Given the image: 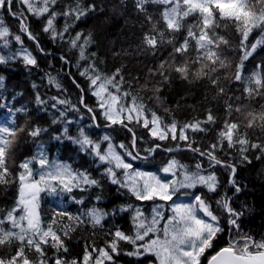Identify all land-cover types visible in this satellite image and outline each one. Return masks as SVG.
<instances>
[{"label":"trees","instance_id":"trees-1","mask_svg":"<svg viewBox=\"0 0 264 264\" xmlns=\"http://www.w3.org/2000/svg\"><path fill=\"white\" fill-rule=\"evenodd\" d=\"M77 4L81 7L91 5L94 9L78 20L75 16L58 15L55 22L57 31H63L67 24L68 32L63 39L58 37L55 40L52 39L51 33L43 31L49 14L37 17L29 13L20 0H14L11 12L8 6L0 7V21L3 22V26L9 28V35L6 38H0V52L13 54L12 58H6V62L0 64V76L4 78L0 83V119L10 114L8 127L24 128V131L18 132L14 138L8 153L7 166L10 175L7 177V183L0 184V217H3L18 199L17 177L22 171L19 168L20 163L26 159L36 158L38 150L42 148L50 159L57 157L66 161L74 172H86L100 182L98 186L81 185L79 188H73L71 192L63 191L59 185H55V192L40 194L41 225L47 228L55 217L57 223L53 225V230L57 232L64 247L67 248L66 252L63 249L58 252L51 247V242L45 245L50 262H54L57 256L63 257L69 264L72 260L81 262L86 250L91 251L93 247H106L108 242L115 238L114 233L117 229L133 235L132 217L135 216L137 209L141 210L149 220L151 219L153 204L160 200L139 201L127 187L111 183L110 179L104 175V170L109 165L102 164L90 151H82L78 144L62 135L65 127L69 130L68 135L72 137L78 136L80 129L83 128L94 141H102V134H106L111 137L115 145L124 144L137 158L133 159L123 150L117 149L132 166L154 170L164 178H167L168 174H165L162 169L172 159L179 161L193 172L196 171L195 165L202 163L205 173L209 171L215 173L219 182L216 192H209L203 186L185 188L184 191H177L171 200L173 201L181 192L196 193L209 202L213 212L220 218V226L224 231L213 242L214 247L201 257L202 264H206L207 258L215 251L226 246L229 239H239L249 235L256 241L264 240V152L249 147L245 153L248 159L245 160L242 159L238 145L229 149L225 143L224 150L217 155L224 163L235 166L236 171L233 176L230 168L216 166L210 169L206 158L186 150L185 142L171 139L164 142L154 140L149 135L148 129L139 124L132 123L127 128L121 125L106 127L108 122L97 108L96 98L89 90V81L80 75L90 63H95L100 72L109 76L116 69H120L124 77L123 89L141 98L149 110V118L154 111L165 123H171L174 120L178 126H183L185 123L197 120L204 121L211 112L216 117V123L204 124L206 132L190 130L188 132L190 140H194L196 146L202 149L216 142L217 133L228 118L227 104L230 102L234 107L242 105L244 114L233 111L231 120L240 124V134L247 136L251 143L264 145V126L257 122L256 126L248 128L245 120L247 111H264L262 108L264 95L249 98L243 91L251 74L254 71H262L256 66L264 64V46L259 47L255 54L245 61L244 79L240 82L235 81L236 64L239 63L242 55L239 45L240 35L236 32L234 24L220 21V27L216 31L229 40L228 46L221 45L222 58L226 59L228 66L219 68L208 78H197L190 74L187 80L181 79L179 74L172 71L168 73L170 78L165 82L161 76L151 75L149 70L155 69L161 61L171 59L169 54L173 52V45L161 43L153 52L144 43V36L145 34L158 35V32L163 31L165 40L174 35L175 43L179 44L186 35L187 26L195 24L197 16L187 18L184 22L185 27L180 33H169L161 18L164 6L154 3H146L144 11H141L136 6L137 0H56L51 10L62 14ZM12 12L17 13V17H14ZM21 12L24 13L29 31L37 37L39 47L35 41L21 32L18 19ZM149 16L152 17L151 22L147 19ZM153 23L156 24L157 33L152 31ZM76 33L90 37V43L85 49L87 59H80V49L73 48L69 43ZM16 35L21 36L23 45L16 42ZM258 39H264V36L256 30L249 37L248 47L250 48L251 43ZM80 43H83V39ZM22 47L27 48L34 56L37 61L35 66L26 65L23 59L16 55V51ZM190 55L194 57V41ZM176 60L179 62L182 57L177 56ZM49 77L55 78L62 89L50 84ZM212 79L218 81L217 85L211 83ZM252 87L255 85L253 84ZM157 88H159L158 92ZM219 88L224 89L223 94L219 92ZM37 96L46 103L38 104ZM82 96L84 104L96 110L95 123L92 121L91 114L80 102ZM52 97H58L70 103L57 105L54 109ZM236 97L241 99L237 100ZM71 105H75L78 110L73 111ZM61 111L66 112V117H60ZM53 120L58 122L53 123ZM65 121H71V123L66 124ZM34 127L44 128L47 131L42 132L38 137H31L28 131ZM129 128L132 132L128 130ZM133 132L136 136L135 150L132 148ZM57 136L61 138L56 139ZM155 144H160L161 147L150 154L147 149ZM177 144L180 148H184L172 152L164 150L169 147L177 148ZM106 146L107 143L102 144L103 148ZM33 166L37 167L35 161ZM34 172L36 173V170ZM117 172L118 179L123 181V170L118 169ZM230 177L234 178L239 185L240 192H236L235 187L229 184ZM223 197H228L231 207L236 212L242 213L238 219V230L231 228L228 224V214L222 206L217 204V201ZM171 201L161 202L169 206ZM91 208L107 213L100 225H93L88 220L86 213ZM61 212L67 215H58ZM69 216H79L84 222L70 220ZM230 228L231 231H229ZM65 231L68 232L67 235H64ZM118 246L119 254L111 253L113 259L106 261V264H150V262L154 264L155 262V257L151 255L140 258L126 255L133 250V246L125 241H119ZM16 247L17 245L0 247V258L8 259L14 254ZM28 256L33 261L38 259V254L34 250L29 252Z\"/></svg>","mask_w":264,"mask_h":264},{"label":"snow or ice","instance_id":"snow-or-ice-1","mask_svg":"<svg viewBox=\"0 0 264 264\" xmlns=\"http://www.w3.org/2000/svg\"><path fill=\"white\" fill-rule=\"evenodd\" d=\"M21 4L26 6L29 13L37 17L48 15V19L43 28L46 33H51L53 40L56 38L63 39L68 32V25L65 24L63 31H57L56 18L58 15L75 16L80 19L87 15L88 11L93 10L94 6L81 7L77 4L74 8L66 10L64 13H57L51 8L56 4V0H20ZM14 0H0V7L8 6L11 12V5ZM146 3H154L163 5L161 18L169 33H180L185 27V20L191 16H197L195 24L187 26V32L184 39L179 44L175 43V36H171L167 40L164 38V32L157 34H145L144 43L155 52L158 45L167 43L173 45V52L170 53V60L161 61L155 69H150V74L159 75L166 82L169 80V72L174 71L179 74L181 79L187 80L191 75L197 78H208L210 74L215 73L219 68L227 67L228 62L222 58L221 45L228 46L229 40L223 35H219L216 29L220 27V21H228L234 24L236 32L240 35L239 45L242 53L240 61L236 64L234 79L240 82L244 79L243 68L245 61L251 58L259 47L264 46V39H258L251 43L248 47L249 37L254 31L259 30L261 36H264V0H137V8L144 11ZM14 17L17 13L12 12ZM219 19H218V18ZM21 25V32L26 34L30 40L37 43V37L29 31L24 13L18 16ZM151 22L152 17H147ZM227 26V25H225ZM153 33H157L156 24L153 23ZM9 35V28L3 26L0 21V38H6ZM159 37V38H158ZM83 39V43L80 41ZM16 42L23 45L20 35L15 36ZM194 41V57L190 55L192 52V42ZM73 48L80 49V59H87L85 49L90 43V37H84L82 33H76V36L69 41ZM7 44V40H5ZM93 55H95L93 53ZM182 57L181 61H177L176 57ZM20 57L26 65L37 64L34 56L26 48L20 50ZM64 59V57H61ZM6 58L0 56V64L5 63ZM198 66V67H197ZM258 69L264 71V64H258ZM262 71H254L248 79L243 89L247 97L264 95V74ZM89 81V90L96 98L97 108L100 114L108 122L106 127L113 125H121L128 127L129 124L136 123L148 129L149 135L154 140L161 142L171 139L172 141L185 142L186 150L198 153L202 158H206L209 162V168L221 166L230 168L234 176L236 168L234 165L226 164L217 155L224 150L225 143L229 149L239 146L242 159L247 160L245 153L251 149H259L264 152V145L259 143H251L247 136L241 135L239 132L240 124L231 120L232 112L244 114V106L228 103L226 112L228 118L225 120L222 128L217 133V140L209 144L205 149L196 146L194 140H190L188 132H206L204 124H215L216 117L211 112L208 113L207 119L204 121L197 120L192 123H185L178 126L173 120L171 123H165L156 112H151L149 119L145 104L141 98L132 95L130 91L123 89L124 77L121 70L116 69L112 75H105L100 72L95 63H90L83 72L80 73ZM4 78L0 76V83ZM49 83L54 84L58 89L62 86L53 77H49ZM211 83L217 85L218 81L212 79ZM255 87H252V85ZM146 86V85H145ZM79 87V84H77ZM159 91V88L156 89ZM221 94L224 93L223 88H219ZM240 100L241 97H236ZM38 104L46 103L39 96L36 97ZM54 103L52 107L55 109L57 105H69V101L52 97ZM81 104L91 114L93 123L97 120L96 110L89 107L83 102ZM73 111L78 110L75 105H71ZM264 108V106H262ZM19 111V110H17ZM60 117H66V112L61 111ZM247 127L252 128L260 122L264 126V111H247L245 115ZM53 120V123H57ZM66 124L71 121H65ZM132 132V129H128ZM24 131L19 129L0 126V184L7 183V177L10 175L7 166V157L12 146L14 138L18 132ZM47 129L34 127L28 131L31 137H38ZM68 128L65 127L62 135L71 139L73 143L80 146L82 151H90L102 164L109 165L104 170L111 183L120 184L121 187H127L131 194L139 201H171L173 195L178 188H195L203 186L209 192H216L218 187V179L213 171L204 174L202 163L195 165L196 171H190L179 161L172 159L162 169L165 174H171V180L161 179L152 173L133 172L129 174L128 170L132 165L125 162L121 149L133 159L131 151H128L124 144L114 145L111 137L104 135L102 141H94L87 135L83 128L80 129L79 135L72 137L68 135ZM60 139V136L55 137ZM107 143V147L103 148L102 144ZM160 144H155L147 151L151 154L160 148ZM177 149L180 145L177 144ZM132 148H136V136L133 132ZM172 152L171 147L164 149ZM138 155V153H137ZM38 163L41 171L38 174L34 172L32 164ZM19 168L22 171L18 174L19 180V196L16 205L8 210L3 217H0V247H12L17 245L14 254L8 259L0 258V264H69V262L61 256H57L54 262H50L44 246L51 242V247L58 252L64 247L63 241L53 225L57 223L53 217L52 223L47 229L41 226V217L39 214V196L44 191H56L55 185H59L63 191L71 192L73 188L84 186H98L99 181L92 178L86 172H74L68 165L57 164L49 166L48 160L41 152L38 158L33 160H25L20 163ZM46 168L50 170L44 171ZM123 170L125 179H118L117 170ZM129 181L131 183H129ZM229 184L234 186L236 192H240V187L230 177ZM83 190V189H81ZM99 199V197H97ZM218 206H222L228 214V224L231 228L239 229L238 219L242 213L236 212L230 204L228 197H223L217 201ZM162 206L156 205L153 208V215L149 220L144 213L137 209L135 216L132 217L134 234L128 235L119 229L114 233V239L108 242L106 247L95 248L91 251L86 250L83 256L82 264H105L106 261L113 259L111 253L119 254V241H125L133 246V250L126 253L129 256L137 258L151 255L155 257L154 264H202L201 257L214 247V241L218 235L224 231L220 226V218L213 212L211 205L201 195H196L194 203L189 204H173L171 211L173 215L164 220L163 213L160 211ZM126 210V209H124ZM19 213V215H17ZM202 214V215H200ZM58 215H67L66 213H58ZM107 215L106 212L97 208H91L87 211L86 216L93 225H100L101 221ZM79 223L84 221L81 217H68ZM163 221V223H162ZM8 224L10 227L5 228ZM231 228L229 231H231ZM68 232L65 231L64 235ZM35 251L38 254L36 261L30 260L28 253ZM92 253L96 255L93 256ZM71 264H81L80 261L72 260ZM153 264V262H150ZM207 264H264V240L256 241L249 235H244L239 239H229L226 246L221 247L207 258Z\"/></svg>","mask_w":264,"mask_h":264},{"label":"rangeland","instance_id":"rangeland-1","mask_svg":"<svg viewBox=\"0 0 264 264\" xmlns=\"http://www.w3.org/2000/svg\"><path fill=\"white\" fill-rule=\"evenodd\" d=\"M22 48H25V47H22ZM22 48H20L18 51H16V55L17 56H19L20 57V50L22 49ZM27 49V48H26ZM28 50V49H27ZM29 51V50H28ZM30 52V51H29ZM12 55L13 54H11V53H8V54H5L4 52H0V56H4L5 58H12ZM10 114H7L6 115V118H4V119H0V126H9V123H10ZM150 119V118H149ZM104 135H106V134H102V138H103V136ZM112 143L114 144V142L112 141ZM115 145V144H114ZM107 147V146H106ZM117 151H119L118 149H117ZM41 152L43 153V155H44V157L48 160V162H49V166H52V165H57V164H64V165H68L69 166V164L66 162V161H63V160H61V159H59V158H53V159H50L48 156H47V154H46V152L41 148V149H39L38 150V152H37V154H36V158H38L39 156H40V154H41ZM120 152V151H119ZM125 160V159H124ZM125 162H127V163H129L128 161H126L125 160ZM169 162V161H168ZM130 164V163H129ZM168 164V163H167ZM166 164V165H167ZM165 165V166H166ZM32 166V168H33V170L35 171L36 170V173H37V175L39 174V172L41 171V169H40V166H39V164L37 163V167L35 168L34 166H33V164L31 165ZM70 167V166H69ZM71 168V167H70ZM48 170H50L49 168H46L44 171H48ZM128 172H129V174H131V173H133V172H145V173H152V174H154V175H157V176H159L161 179H164V180H171L172 179V176H171V174H168V176H167V178H163V176H161L160 174H158L157 172H155V171H150V170H144V169H142V168H137V167H133L132 166V168L131 169H129L128 170ZM204 174H207V173H204ZM125 179V174H124V171H123V180ZM129 183H131L130 181H129ZM184 189L185 188H178L177 189V191H179V190H182V191H184ZM188 189H192V188H188ZM176 191V192H177ZM52 191H44V192H42V193H51ZM42 193H40V194H42ZM195 196H196V194H190L189 192H181L177 197H175V199L173 200V201H171L170 203H169V206H166V204L165 203H163V202H161V201H159L158 203H156L154 206H153V208L156 206V205H160V206H162L161 208H160V211L163 213V216H164V220H167L169 217H171L172 215H173V213H172V211H171V208H172V205L173 204H189V203H194V200H195ZM16 205V204H15ZM14 205V206H15ZM13 206V207H14ZM12 207V208H13ZM11 208V209H12ZM153 208H152V210H153ZM17 215H19V213H17ZM152 215H153V211H152V214H151V217H152ZM200 215H202V214H200ZM162 223H163V221H162ZM42 226V225H41ZM4 227L5 228H8V227H10V225H8V224H5L4 225ZM43 227V226H42ZM43 228H45V229H47L46 227H43ZM82 262H83V258H82V260H81V264H82ZM106 264V263H105Z\"/></svg>","mask_w":264,"mask_h":264},{"label":"water","instance_id":"water-1","mask_svg":"<svg viewBox=\"0 0 264 264\" xmlns=\"http://www.w3.org/2000/svg\"><path fill=\"white\" fill-rule=\"evenodd\" d=\"M175 150H179V149H175ZM207 264V263H206Z\"/></svg>","mask_w":264,"mask_h":264}]
</instances>
